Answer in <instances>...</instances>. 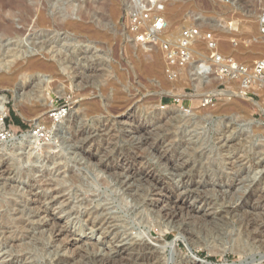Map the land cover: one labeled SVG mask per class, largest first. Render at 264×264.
<instances>
[{
    "label": "rangeland",
    "instance_id": "obj_1",
    "mask_svg": "<svg viewBox=\"0 0 264 264\" xmlns=\"http://www.w3.org/2000/svg\"><path fill=\"white\" fill-rule=\"evenodd\" d=\"M163 3L167 22L163 33L173 43L180 41L184 30L193 28L199 36H215L221 57L248 66L264 61V0ZM132 5V0H0V76L10 74L4 68L7 61L13 62L11 74L16 76L11 83H0V98L8 100L7 114L0 121V162L8 163L16 180L9 187L0 186V221L15 216V204L27 201L24 186L34 185L39 193L59 192L61 205L54 208L55 213L89 244L75 264H191L180 256L190 255L186 244L208 264H264V115L233 96L239 85L221 79L216 67L206 77L195 76L196 67H192L169 80L161 50L136 44L125 29ZM78 7L89 14H81L86 19L76 24L91 28L89 33H76L64 23L65 17L75 21L71 14ZM193 46L195 66L209 54L201 39ZM49 49L55 51L57 63L51 61L55 65L48 61ZM152 50L158 63L153 67L143 57ZM33 58L43 64L29 70L26 63ZM24 73L31 77L38 73L48 81L34 89L50 106L45 117L52 119L57 111L65 115L74 105L83 107L85 100L98 102L106 110L86 116L84 124L96 128L97 122L109 119L110 139L93 143L104 159L114 164L136 160L144 174L150 172L173 187L185 185L188 179L204 183L199 186L203 193H195L194 202L210 215L184 213L166 219L159 208L148 205L151 197L145 190L155 184L150 179L137 192L129 191L120 185L126 173L116 170L117 176L103 168L97 157L87 158L73 148L81 145L83 137L80 142L77 138L63 141L54 128L45 137L38 133L30 115L14 107V91ZM212 91L220 92L213 95ZM254 99L257 102L252 104L260 102L259 97ZM132 106L141 123L173 115L159 120L155 148L130 145L126 131H136L138 124L123 125L125 120L118 117ZM15 119L24 127L14 125ZM27 133L36 140L23 141L21 136ZM160 144L163 149L157 147ZM171 165L177 168L172 170ZM31 237H22V244L12 249L0 240V264H63L59 243L50 234ZM148 237L164 243L178 240L179 253L143 245Z\"/></svg>",
    "mask_w": 264,
    "mask_h": 264
},
{
    "label": "bare ground",
    "instance_id": "obj_2",
    "mask_svg": "<svg viewBox=\"0 0 264 264\" xmlns=\"http://www.w3.org/2000/svg\"><path fill=\"white\" fill-rule=\"evenodd\" d=\"M13 2H16V1H13ZM261 12H262L261 17L262 16L264 17V5H263ZM81 14L84 16L85 14H89V12H88V10H82L81 8L78 7V9H76L75 13L72 10V14H71V17L74 16L75 21L71 22L72 19H68V17H65L66 20H64V23H65V25L70 26L72 28V30L76 33H78V32L89 33L91 31V28L90 29H88V28L86 29L84 27L80 28L78 26V24H76L78 19L81 18L79 21H81L84 18L86 19V17H83ZM172 16L175 17L174 14H172ZM80 23L83 24L82 21ZM164 30L162 32H164ZM92 36H93V34H90V37H92ZM200 39L205 44L206 52L207 53L213 52V50L208 48L206 42L204 41L203 34L201 36H199V33H198V36L193 40V42L191 43V46L188 49L189 53L192 54V57L195 55V50H192L194 48L193 43L196 42L197 40H200ZM86 47H88V46H86ZM51 50L49 49V51H48V61L49 62L52 61L53 63H57L56 62L57 60L55 58V51H51ZM85 52H87V51H85ZM143 57L147 60L148 59L150 60L152 67L154 65L158 64L157 58H156V52H154V51L152 53H148L146 55L144 54ZM212 62L215 63L214 60H212ZM53 63H52V65H55ZM42 64H43V62L41 60H39L38 58H33V59H30L27 61L26 66H27V69L34 70V69L39 68V66H41ZM12 65H13L12 61H7L4 68L8 71L10 70L9 71L10 74H8L7 76H5V75L0 76V83L3 82V84L4 83L7 84V83L12 82V80L15 76L14 74H11ZM187 67H186V69L196 67L195 68L196 72L194 71V75L202 78V76H199L198 74H202V71L206 67V63L202 62L200 65L197 64L195 66L192 65L191 67H188V68ZM31 76H29L25 73L21 75L22 81L19 84V86L17 85L18 88L16 87L17 89L14 91L13 101H14V107L16 109L20 110L21 112L24 111V114L30 115V117H29L31 119L30 121L31 122L34 121V124L37 126L36 128L38 129V133H41L42 136L45 137V136H47V133H49V131H51V128H54L55 129L54 133L59 135V137H61L63 141H67V140L69 141V139L75 140V138H77L78 140H75V141L80 142V141H82V140H80V138L83 137L82 138L83 141L81 142V145H79L80 143L78 142L79 143L78 146H74L73 148H75V150L80 151L81 153L88 155L87 158L91 159L94 156L97 157L99 159V162H100L99 164L101 166H103V168L105 167L106 169L113 171V173L116 174L117 176H119V175H118V172L116 170H120L121 173H124V174L126 173L127 174L126 177L124 175H121L124 177H123V181L122 182L120 181V185H122V187H125L129 191L137 192L138 190H140L139 188L141 187V185H143V183H146L150 179V181L154 182L155 184L152 186L146 187L145 192L149 191L148 193H150V197H151L150 199L147 200L148 205H150L153 208H159L160 212L162 213L161 215L166 217V219L168 218V219L174 220V219H177L178 217H181L184 213H187L188 215H189V213L190 214L192 213L191 215H193L195 213L196 214L203 213L204 216L210 215V213L207 214V212L204 209L197 208L196 204H195L196 201L194 202V198H195L194 194L195 193L199 194V192L203 193V191H202L203 189L199 186H202L201 184L204 185V183L199 184L200 182H197L195 184V182L193 183L191 180L188 179V182L185 183V185H182L179 187H177V186L173 187L171 185H168V183L167 184L161 183L159 181V179H156L154 177V175L150 176V172H148L147 174H144L143 166L139 162H137L136 160H131V159L126 160L125 159V160H121V162H119L117 164H114V163L109 162L107 160V158L104 159L105 156L103 157L101 155L102 153H100L102 150L100 151L99 148L98 147L96 148L94 144L99 138H105L106 139L105 141L110 139L111 136L109 137V133L107 132L108 131L107 126L110 125L109 119H106L105 123L97 122L96 128H91V127L86 126L84 124L85 123L84 119L86 118V116H88V115L90 116V115H94V114L99 115L98 113L104 112L106 110V109H102L103 107H101L98 102L82 100V101H84L82 103L83 107H81V105H79L77 103L79 106L74 105V107L65 115H62L63 113L57 111L53 115L55 118L53 117L52 119H49V118L45 117V114L50 112L49 111L50 106L48 105V102L41 96V94H36V91L34 89L37 88L36 86L40 83L41 84H48L47 83L48 81L45 80V78H46L45 76L40 75L38 73L33 75V77H31ZM55 77L58 80L59 72H58V76L56 75ZM15 78H16V76H15ZM30 78H31V84H29ZM26 79L29 81H27ZM36 81H37V83L35 84ZM28 87H32L30 91H26L28 89ZM59 89L60 88L58 87V90ZM219 92L212 91L210 93L211 94L213 93V95L214 94L216 95ZM228 93H230V92H228ZM231 94L233 96L239 98L241 101L249 102L251 105L257 107L262 114L264 113V110H263L262 106L260 105V103L252 104V101L250 102L243 94H239V93H231ZM206 97H208V96L206 95L204 98H206ZM24 100H25V102H24ZM7 101L8 100L5 96H2L0 98V121H3V118L7 114V111H8L7 107H6ZM105 105L106 104H104V106ZM180 112H177V115L179 114L181 116L182 113H180ZM123 114H124L123 116L118 117V119H120V120H125L122 123L123 125H126L128 123V125H126V126H129V124H131V125L138 124V126H139L138 127L136 125V131L130 132V129H129V131H126V135H127V138L129 139L130 145L137 146L138 148H141V147L143 148V146L146 147V145L148 146V148L149 147L155 148L156 144H154V143H155V141H157V137H156V136H158L157 134H159L158 124L161 123V121H163V119L170 120L171 117L173 116L172 115L169 117V115H168L164 118L160 116L161 118L159 117L155 121H152L149 123H147L145 121V122L141 123L140 120L138 119L139 116H137L136 108L134 106L130 107L129 110H126L125 113H123ZM175 118H176V116H175ZM182 119L183 118H181V120ZM57 120L60 122H58ZM159 120H161V121L159 122ZM55 122H57V123L55 124ZM100 133H101V135H100ZM138 133L140 134V137H135L134 135H137ZM21 139L23 141L24 140L28 141V139H34V138L32 137L31 134L27 133V134H23L21 136ZM34 140H36V139H34ZM32 141L33 140H31V142ZM21 143H22V141H21ZM104 147H108V146H104ZM157 147H160L163 149L164 146L162 144H160ZM105 152H104V154H105ZM135 152H136V150H135ZM107 153H109V152L107 151ZM107 153L105 154L106 157H108ZM181 166H183V165H181ZM176 168H177V166L171 165L172 170H175ZM11 169H10V166L8 165V163H6L5 161L0 162V186L2 188L9 187V186L13 185L14 183H16V180H14L15 175H13V171H11ZM179 170H182V167H179ZM118 183H119V181H118ZM60 184L58 183L57 185H60ZM144 185H147V183ZM15 187H17V186H15ZM23 190H24L23 195L27 196V201L23 205L15 204V206H17V207H16V209H13L14 215H15L14 217L13 216L10 217L7 215L5 220L0 221V240L4 241L3 244H5L7 246V248L12 249V248H18L22 244V241H23L22 237L32 238L31 236L34 237L35 235H44V234L48 233L53 238L55 243H59V247L58 246L57 247L62 252L60 255V257L63 258V260L61 259L62 263L63 264H73L74 261L77 260L76 258L78 256L80 257L82 249L89 244L87 243L86 240L81 238L78 235V233H76V231L75 232H74V230L72 231L68 227V225H66L64 222H62V220H60V218L58 217V214L55 213L54 208H56L57 205L60 204L59 198L57 197V194H59V192H57L56 194H54V193L47 194L46 192L45 193H39V192H37L34 185H25ZM61 191H62V189H61ZM135 199H137V198H135ZM24 235H27V236H24ZM163 241H164L163 239H158V240L154 241L148 237L147 240H144L143 245H146L148 247L150 246L151 248L152 247L153 248H159L160 247L161 252H163L162 250H164L168 247L169 249H172L173 253L174 252L179 253V250L177 248L178 247V240H175V241L170 242V243H164ZM24 243H25V241H24ZM160 244H161V246H160ZM140 245H142V244H140ZM186 246H187L188 250L192 251L191 247L188 244H186ZM57 247H56V249H57ZM124 249L125 248H123V250ZM119 254H120V252H119ZM180 256H181V259L183 258V260L185 259L187 262H189L191 264H208L206 262L199 260L198 256L196 254H193V253H192V256L184 255V254H182ZM112 258H115V257H112ZM118 260H121V258Z\"/></svg>",
    "mask_w": 264,
    "mask_h": 264
},
{
    "label": "built area",
    "instance_id": "obj_3",
    "mask_svg": "<svg viewBox=\"0 0 264 264\" xmlns=\"http://www.w3.org/2000/svg\"><path fill=\"white\" fill-rule=\"evenodd\" d=\"M132 2L133 5L128 10L124 21L127 33L140 46L159 48L165 60L166 77L171 81L178 79L181 72L186 71L187 66L196 64L192 62L193 57L188 49L198 36V30L187 28L182 32L180 41L173 43V40L166 38L162 32L167 29V22L163 17V0H132ZM261 26L264 31V25L261 24ZM203 38L213 52L208 53V60L204 61L206 67L202 74L198 75L206 77L212 71L211 68L216 67L221 79L224 78L239 85L240 89L236 93L243 94L252 102H257L254 98L259 97V103L264 110V61L259 60L248 66L232 58L221 57L217 55L218 40L215 36L212 33H206L203 34Z\"/></svg>",
    "mask_w": 264,
    "mask_h": 264
},
{
    "label": "trees",
    "instance_id": "obj_4",
    "mask_svg": "<svg viewBox=\"0 0 264 264\" xmlns=\"http://www.w3.org/2000/svg\"><path fill=\"white\" fill-rule=\"evenodd\" d=\"M165 102H168V100H165ZM12 122L16 126L24 127L23 124H21V122L18 119L12 120Z\"/></svg>",
    "mask_w": 264,
    "mask_h": 264
},
{
    "label": "water",
    "instance_id": "obj_5",
    "mask_svg": "<svg viewBox=\"0 0 264 264\" xmlns=\"http://www.w3.org/2000/svg\"><path fill=\"white\" fill-rule=\"evenodd\" d=\"M187 252L191 255L192 251L188 250V248H186Z\"/></svg>",
    "mask_w": 264,
    "mask_h": 264
}]
</instances>
